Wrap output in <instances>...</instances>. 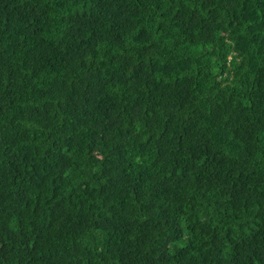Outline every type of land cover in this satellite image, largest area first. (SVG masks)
Segmentation results:
<instances>
[{
  "label": "trees",
  "instance_id": "1",
  "mask_svg": "<svg viewBox=\"0 0 264 264\" xmlns=\"http://www.w3.org/2000/svg\"><path fill=\"white\" fill-rule=\"evenodd\" d=\"M0 264H264V0H0Z\"/></svg>",
  "mask_w": 264,
  "mask_h": 264
},
{
  "label": "bare ground",
  "instance_id": "2",
  "mask_svg": "<svg viewBox=\"0 0 264 264\" xmlns=\"http://www.w3.org/2000/svg\"><path fill=\"white\" fill-rule=\"evenodd\" d=\"M198 27V26H197ZM51 31V30H50ZM192 64V63H191ZM201 66V65H200ZM190 70V69H189ZM30 73V72H29ZM195 74V73H194ZM2 159V158H1ZM257 195V194H256ZM258 215V214H257ZM237 234V233H236ZM92 249V248H91ZM87 252V251H86ZM98 259V258H97Z\"/></svg>",
  "mask_w": 264,
  "mask_h": 264
}]
</instances>
